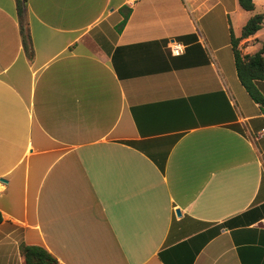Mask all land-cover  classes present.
Here are the masks:
<instances>
[{
    "label": "crops",
    "instance_id": "0c3cea01",
    "mask_svg": "<svg viewBox=\"0 0 264 264\" xmlns=\"http://www.w3.org/2000/svg\"><path fill=\"white\" fill-rule=\"evenodd\" d=\"M127 6L26 0L29 58L0 0V264H25L21 244L59 264H264V110L233 9Z\"/></svg>",
    "mask_w": 264,
    "mask_h": 264
},
{
    "label": "trees",
    "instance_id": "16d2710c",
    "mask_svg": "<svg viewBox=\"0 0 264 264\" xmlns=\"http://www.w3.org/2000/svg\"><path fill=\"white\" fill-rule=\"evenodd\" d=\"M237 1L239 6L245 11H253L255 8L254 0ZM16 10L19 19L23 48L29 58H32L33 49L31 46L29 33L25 26L26 0H16ZM128 15L129 10L127 11V13H124L123 19L119 25L120 28H122L126 23ZM263 18L264 16L262 13L252 15L243 26L238 37H236L232 29H230V43L233 52L235 70L241 85L244 87L250 98L255 103H257L261 109L264 110V97L255 84L257 80L264 81V44L260 49L252 54H242L239 47V41L241 39L248 38L261 29ZM20 251L25 264H59L57 259L41 246L21 244ZM160 257L163 259V262L165 264L166 258L164 252H160Z\"/></svg>",
    "mask_w": 264,
    "mask_h": 264
},
{
    "label": "rangeland",
    "instance_id": "374dc122",
    "mask_svg": "<svg viewBox=\"0 0 264 264\" xmlns=\"http://www.w3.org/2000/svg\"><path fill=\"white\" fill-rule=\"evenodd\" d=\"M222 1L224 3H222ZM199 2H203V6L207 9L214 5L215 9L214 12L219 14L217 10L223 9L225 6L227 9H233V12L228 15H222L223 18V25L227 27V30L230 32L232 29L235 36H239L241 33V25L246 23L252 15L257 13H262L264 16V0H254L255 8L253 11H244L240 8L237 0H199ZM236 9V11L234 10ZM241 12L242 17L241 20H237V13ZM215 14V16H216ZM218 18H216L215 22L218 28ZM264 44V18L261 29L258 31L256 37L253 38H245L239 41V47L241 49L242 54H252L258 49L262 47Z\"/></svg>",
    "mask_w": 264,
    "mask_h": 264
},
{
    "label": "built area",
    "instance_id": "2783aa9c",
    "mask_svg": "<svg viewBox=\"0 0 264 264\" xmlns=\"http://www.w3.org/2000/svg\"><path fill=\"white\" fill-rule=\"evenodd\" d=\"M137 1H140V0H125V4L130 6V5H133ZM173 48L175 50H177V49H179V45L178 44H173ZM261 224L264 226V219L262 220Z\"/></svg>",
    "mask_w": 264,
    "mask_h": 264
},
{
    "label": "water",
    "instance_id": "95a60500",
    "mask_svg": "<svg viewBox=\"0 0 264 264\" xmlns=\"http://www.w3.org/2000/svg\"><path fill=\"white\" fill-rule=\"evenodd\" d=\"M1 180H2V181H5V180H3V179H1ZM175 213H176V215H178V216L181 214L179 209H176V210H175Z\"/></svg>",
    "mask_w": 264,
    "mask_h": 264
}]
</instances>
